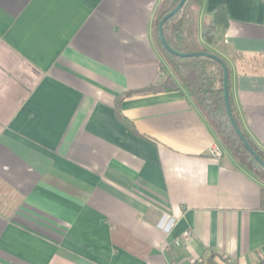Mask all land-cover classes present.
Returning a JSON list of instances; mask_svg holds the SVG:
<instances>
[{
  "label": "crops",
  "instance_id": "0c3cea01",
  "mask_svg": "<svg viewBox=\"0 0 264 264\" xmlns=\"http://www.w3.org/2000/svg\"><path fill=\"white\" fill-rule=\"evenodd\" d=\"M161 1L0 0V264H264V183L175 79ZM208 25L264 151V0H202Z\"/></svg>",
  "mask_w": 264,
  "mask_h": 264
},
{
  "label": "trees",
  "instance_id": "16d2710c",
  "mask_svg": "<svg viewBox=\"0 0 264 264\" xmlns=\"http://www.w3.org/2000/svg\"><path fill=\"white\" fill-rule=\"evenodd\" d=\"M179 1H161L153 21L152 32L156 44L164 55L175 79L186 90L191 100L214 129L221 143L231 156L264 183V168L246 151L227 118L222 92L223 73L220 65L208 58H178L172 56L159 42L157 33L158 23L177 6ZM201 2L202 0H186L181 10L166 21L163 26V35L166 43L177 53L205 52L215 55L205 47V44L211 43L214 39V26H206L201 39L198 35V17ZM176 89L175 82L171 78H168L159 86L150 88L144 92L156 90L168 92ZM229 90L230 85L228 82V95L233 118L251 149L264 161V151L259 149L249 139L239 124L237 114L231 105Z\"/></svg>",
  "mask_w": 264,
  "mask_h": 264
},
{
  "label": "water",
  "instance_id": "95a60500",
  "mask_svg": "<svg viewBox=\"0 0 264 264\" xmlns=\"http://www.w3.org/2000/svg\"><path fill=\"white\" fill-rule=\"evenodd\" d=\"M186 0H180L179 3L177 4V6L172 9L169 13H167L158 23V27H157V33H158V39L160 44L162 45V47L172 56L178 57V58H208L211 60H214L215 62H217L221 69H222V73H223V77H222V92H223V101H224V106H225V111H226V115L227 118L236 134V136L238 137V139L240 140V142L242 143V145L244 146V148L246 149V151L253 157V159L264 168V161L262 159H260L256 153L251 149V147L249 146L248 142L246 141V139L244 138V136L242 135L239 127L237 126L233 115H232V111H231V107H230V102H229V95H228V82H229V75H228V69L227 66L225 64V62L215 56L212 55L210 53H205V52H199V53H188V54H182V53H177L175 52L172 48H170L168 46V44L166 43L165 39H164V35H163V26L165 24L166 21H168L169 19H171L175 14H177L182 6L184 5Z\"/></svg>",
  "mask_w": 264,
  "mask_h": 264
},
{
  "label": "built area",
  "instance_id": "2783aa9c",
  "mask_svg": "<svg viewBox=\"0 0 264 264\" xmlns=\"http://www.w3.org/2000/svg\"><path fill=\"white\" fill-rule=\"evenodd\" d=\"M210 156L216 160H220L222 158V152L217 147H212L209 152ZM183 237L188 238V234L184 233Z\"/></svg>",
  "mask_w": 264,
  "mask_h": 264
},
{
  "label": "rangeland",
  "instance_id": "374dc122",
  "mask_svg": "<svg viewBox=\"0 0 264 264\" xmlns=\"http://www.w3.org/2000/svg\"><path fill=\"white\" fill-rule=\"evenodd\" d=\"M213 41V40H212Z\"/></svg>",
  "mask_w": 264,
  "mask_h": 264
}]
</instances>
